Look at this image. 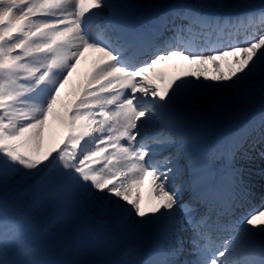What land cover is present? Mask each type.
Wrapping results in <instances>:
<instances>
[{"label": "snow or ice", "instance_id": "6c2138e0", "mask_svg": "<svg viewBox=\"0 0 264 264\" xmlns=\"http://www.w3.org/2000/svg\"><path fill=\"white\" fill-rule=\"evenodd\" d=\"M126 7L118 0H0V186L26 190L34 204L83 201L123 237L152 233L141 264H264V205L233 218L243 184L234 160L253 133L251 147L264 145V116L208 151H188L183 164L190 135L180 136L176 153L162 155L175 143L171 133L184 127L178 109L201 102L209 89L264 75V10L222 19L185 7L145 28ZM197 29L201 37L227 38L198 46L191 39ZM86 51L98 60L66 101L61 89ZM174 59L191 68L166 80L159 66ZM156 121L163 127L150 136ZM54 126L66 134L45 150ZM210 154L224 160L213 182L205 171ZM146 176L156 193L147 209L133 195ZM65 220L57 213L50 226ZM9 246L24 257L14 264H47L35 258L23 223L0 210V248Z\"/></svg>", "mask_w": 264, "mask_h": 264}, {"label": "bare ground", "instance_id": "6f19581e", "mask_svg": "<svg viewBox=\"0 0 264 264\" xmlns=\"http://www.w3.org/2000/svg\"><path fill=\"white\" fill-rule=\"evenodd\" d=\"M171 1L175 0H118L119 3L126 5L125 11L129 14L130 18L133 21L139 22L143 26H145L149 21L152 15L160 11L164 8V5L168 4ZM187 4L195 8L198 12H215V13H223L228 14L236 11L237 9H241L246 7V5H253L257 3H262L263 0H241L238 3L233 4V6H226L224 3L220 2V4H211L208 3V0H181ZM223 17H230L223 16ZM223 19V18H222ZM211 36L201 37L197 34L195 39V43H203L205 40L212 39ZM218 39H226V36H216ZM98 53L92 51H86L80 59V63L77 65L76 70L73 72L67 84H65L64 88L61 89V95L66 101H70L73 99V93L76 90V86H80V83L85 81L89 72L95 66L98 60ZM222 70L227 71V67L222 65ZM191 68L190 65L186 61L174 59L173 61L166 62L159 66L158 71L162 72L165 76L166 80L171 79L176 75H183L185 72L189 71ZM207 75L212 76L215 74V70L212 65L209 64L207 66ZM255 75L250 76L239 88H214L209 89L206 94L201 98V102L196 103L190 108L181 107L178 109L176 116L184 122V127L181 129L184 132V135H190L192 137L193 143L189 147L194 152H202V149L205 145L208 144L209 141H212L211 136H213L214 131L212 130L218 122H224L228 120L232 114L236 113V108H240L239 113H243L244 111H248L249 109L257 108L256 103V91L264 85V75L260 77H254ZM254 78V79H253ZM253 80V82H251ZM248 89L246 88V85ZM244 87V88H243ZM239 89H244L247 93L240 94ZM235 94V96H233ZM233 96V97H232ZM155 123V122H154ZM196 124V126H195ZM200 124V125H199ZM65 130L60 128L59 126H54L50 128L46 132L45 138V150L49 147H52L59 143V141L65 135ZM163 135H169L167 131L162 133ZM172 136V135H171ZM216 143H212V146H215ZM209 150V149H208ZM194 154V153H193ZM212 156L217 157L215 154H211ZM220 160V159H219ZM205 171L207 175L211 173H217L218 168L216 166H212L210 162H207L205 166ZM209 182L215 181V178H211L208 180ZM139 194L142 204L147 209L151 206V204L156 202V193L154 191V186L151 182V178L146 176L143 183L138 186V188L134 191L133 195ZM246 203V202H244ZM83 205V221L87 219V217L92 216L93 208L89 207L85 203H81ZM74 211V210H73ZM68 217V216H67ZM95 223H97L95 229L97 232L103 230L105 227L103 224H108V228L112 229V231H117V226L108 218L104 217L98 211H96L95 215ZM146 234H150V232H145ZM152 234V233H151ZM106 236V234H105ZM120 237H122L120 235ZM126 238H129V243H135L141 240H145V236L142 232H138L135 234H130ZM153 240V236L148 240L147 243L140 246H136L134 244V250L141 251L147 250L143 249V245L151 246ZM117 243L111 244L110 249H114ZM131 244H128V246ZM9 249L15 255V262L23 260L24 257L17 251L14 250L13 247L9 246ZM87 253V252H86ZM137 257V254L127 255V258H132L128 264H134V259ZM105 258L104 261H106ZM141 262L143 258H140Z\"/></svg>", "mask_w": 264, "mask_h": 264}, {"label": "rangeland", "instance_id": "374dc122", "mask_svg": "<svg viewBox=\"0 0 264 264\" xmlns=\"http://www.w3.org/2000/svg\"><path fill=\"white\" fill-rule=\"evenodd\" d=\"M208 1V3L211 4H220V2H222L224 5L230 7L241 0ZM262 4H264V0L262 1ZM246 6L251 7L252 5ZM254 75V77L257 78L261 76L260 73H256ZM251 82H253V80H251ZM257 91H262V94L254 95L256 97V107H258V104L264 103V87L262 89H258ZM236 110V113L231 115L228 122L235 118V116L239 113L240 108H236ZM225 123H227V120L225 119L224 122H218L212 130L214 132H218L217 134H219L220 129L225 125ZM32 201L33 195L31 193L23 189L18 190L10 182H6L0 186V210L18 217L23 223V226L28 233V238L34 246L36 259L47 262V264H107L114 259H109L112 257V254L108 257L101 254L100 249H97L93 240L90 242L85 241L86 237L82 226L83 224L79 222V216L82 214L80 210H78L79 208H76L78 200L69 198L66 202H61L59 200L52 199V197H48L41 199L39 204H34ZM4 203H9L10 208H3L2 204ZM74 206V212H70L71 217L68 221L69 225L67 222L61 225H65L68 232H64V228H62L61 231L60 229L58 230L59 226H50V221L54 215L57 213H64L66 210L72 209ZM76 225L79 226L82 235L72 237L75 234V231L74 233L71 232L73 227ZM63 234L67 237V243H65V246L63 245L64 241H59L60 236ZM82 242L84 243L83 250L81 249ZM74 245L80 246L76 249ZM77 253L80 254L77 255ZM105 258L108 259L104 261Z\"/></svg>", "mask_w": 264, "mask_h": 264}, {"label": "water", "instance_id": "95a60500", "mask_svg": "<svg viewBox=\"0 0 264 264\" xmlns=\"http://www.w3.org/2000/svg\"><path fill=\"white\" fill-rule=\"evenodd\" d=\"M252 110L245 111L237 117L236 121L226 127L228 133H235L240 127L247 124L256 116Z\"/></svg>", "mask_w": 264, "mask_h": 264}]
</instances>
